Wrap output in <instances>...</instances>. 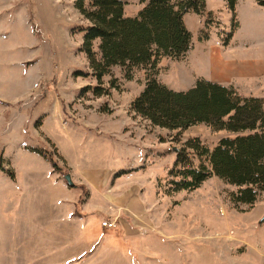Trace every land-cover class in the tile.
Returning a JSON list of instances; mask_svg holds the SVG:
<instances>
[{
  "label": "rangeland",
  "instance_id": "obj_1",
  "mask_svg": "<svg viewBox=\"0 0 264 264\" xmlns=\"http://www.w3.org/2000/svg\"><path fill=\"white\" fill-rule=\"evenodd\" d=\"M122 1L127 17L144 8ZM184 22L192 34L184 57H163L155 70L114 66L98 81L82 52L90 22L75 0H0V154L14 174L0 171V264H264V193L253 205L236 203L238 188L216 176L171 191L188 141L213 151L236 135L206 124L168 130L132 109L151 79L177 92L210 81L264 101V7L237 0L232 12L226 0H206L204 14ZM96 87L109 95L95 96ZM190 154L195 168L210 167ZM92 167L118 168L103 192L77 181ZM120 181L132 189L131 210L109 217L105 199H127ZM60 185L74 189L69 209Z\"/></svg>",
  "mask_w": 264,
  "mask_h": 264
},
{
  "label": "trees",
  "instance_id": "obj_2",
  "mask_svg": "<svg viewBox=\"0 0 264 264\" xmlns=\"http://www.w3.org/2000/svg\"><path fill=\"white\" fill-rule=\"evenodd\" d=\"M235 12L237 0H226ZM264 7V0H256ZM144 8L135 17L125 15L122 0H75L76 9L90 22L85 33L82 52L88 58L98 81L114 66L130 71L156 65L163 57L179 60L192 44V34L184 17L188 13L203 15L206 0H140ZM99 42L98 52L94 51ZM130 78V74H128ZM115 85L112 86L114 88ZM90 89V88H89ZM101 87L93 89L95 96L109 95ZM132 109L154 126L186 131L206 124L217 131H227L235 137L222 138L210 151L198 139L188 141L177 151L170 171L172 192L194 191L206 180L216 176L238 188L233 194L236 203L253 205L264 193V101L244 98L235 89L210 81H199L192 89L173 91L151 79L135 99ZM194 154L209 161L210 167L195 168L190 158ZM34 152L59 170L57 162L42 150ZM0 154V171L4 168Z\"/></svg>",
  "mask_w": 264,
  "mask_h": 264
},
{
  "label": "crops",
  "instance_id": "obj_3",
  "mask_svg": "<svg viewBox=\"0 0 264 264\" xmlns=\"http://www.w3.org/2000/svg\"><path fill=\"white\" fill-rule=\"evenodd\" d=\"M140 9L138 10V13L140 12ZM213 59H214L215 63L218 64L222 60V57L221 56L219 57V56H216L215 55V56H213ZM92 168L93 169L89 168V169H85V170L80 171L79 172V173H81L80 175H83V176L81 178H79L77 181L80 184H82L81 186L86 187L87 190H89L88 188L95 187V189H97V191L103 192L102 191L103 188L105 186L109 185L110 183H112V182H110V179L112 178L113 174L118 171V168L117 169L116 168H107V169L101 168V169H96L94 167H92ZM53 171L54 170H52L51 173H53ZM85 173H86V175H85ZM72 176L73 175H71V177ZM74 179L75 178L73 176V180ZM123 179H126V178H123ZM75 183H77V182L75 181ZM116 184H117L118 187H122L121 190L117 191V193L118 192H119V194L122 193L123 197H127L128 200L125 199L121 204H118V203L113 204V202H111L110 200H108L106 198L105 199V205L101 209L109 217L112 216V215H116L118 211H121V213H126L125 212L126 209L131 210L130 209L131 208V205L129 203L131 202L132 189H128L127 190V188H130V187H127L125 185V182L124 181L117 182ZM77 185L79 186L78 183H77ZM113 186H114V182H113V185L111 186V188H113ZM59 187L61 189L60 191H61V193L63 195V198L67 201V204H65V203L64 204L69 209V207H71V204L73 206V204L75 203V201L71 203V201L74 200L73 199L74 198V196H73L74 189H70L71 191H68V189H69L68 186L65 187L67 190H63V185H60ZM62 191H65V192H62ZM92 205L94 206L95 204H92ZM71 209H73V208H71ZM77 209H79V207H77ZM61 210H63V209H61ZM98 212H100V211L98 210L97 212H94V213H98ZM76 214H77V212H76ZM93 214H91L89 216H93ZM94 228H96L95 222H94Z\"/></svg>",
  "mask_w": 264,
  "mask_h": 264
},
{
  "label": "built area",
  "instance_id": "obj_4",
  "mask_svg": "<svg viewBox=\"0 0 264 264\" xmlns=\"http://www.w3.org/2000/svg\"><path fill=\"white\" fill-rule=\"evenodd\" d=\"M103 226L106 228H114L116 227V223L112 221H109V222L105 221L103 222Z\"/></svg>",
  "mask_w": 264,
  "mask_h": 264
},
{
  "label": "water",
  "instance_id": "obj_5",
  "mask_svg": "<svg viewBox=\"0 0 264 264\" xmlns=\"http://www.w3.org/2000/svg\"><path fill=\"white\" fill-rule=\"evenodd\" d=\"M65 180H66V182L68 183V185H70V186H74V183H73V181H72V178H71L70 174H67V175L65 176Z\"/></svg>",
  "mask_w": 264,
  "mask_h": 264
}]
</instances>
